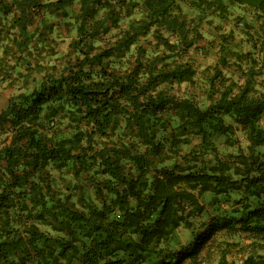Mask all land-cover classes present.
<instances>
[{"label":"trees","instance_id":"obj_1","mask_svg":"<svg viewBox=\"0 0 264 264\" xmlns=\"http://www.w3.org/2000/svg\"><path fill=\"white\" fill-rule=\"evenodd\" d=\"M0 77V264H264V0H0Z\"/></svg>","mask_w":264,"mask_h":264},{"label":"rangeland","instance_id":"obj_2","mask_svg":"<svg viewBox=\"0 0 264 264\" xmlns=\"http://www.w3.org/2000/svg\"><path fill=\"white\" fill-rule=\"evenodd\" d=\"M184 9L187 10V13L189 12H192V14L195 13L194 11H192L193 8L189 9L188 7H185ZM208 18L209 20L207 21L206 24H204V27H203L204 34H208L209 36H212L213 38H215V41L213 40L209 42L211 44V48H209L207 54L199 55V54L192 53V56L195 58V60H197L202 66L213 64L215 62L216 57L218 55V52H216V45L219 42V40L217 39V34H220L221 32H227L230 29H232L234 32V39L235 40L242 39L240 44L244 48H248L247 44L244 42V37L242 36L243 34L242 27H243V23L253 20V13L249 9H247L244 6L234 5V6H230L227 13L223 14V16L221 17L212 16ZM65 44H66V41H64L61 47L63 48ZM9 63L10 61L9 62L7 61V62H4L3 64L7 65ZM182 87H184L186 91L192 92L193 94H196V95L201 92L197 85L187 86V84H183ZM16 93H17L16 86L12 83H8V79H3L0 77V111L6 106L9 97ZM259 124L262 127H264L263 118L259 121ZM219 149L222 152L230 150L229 148H227L225 145L221 143L219 144ZM232 196H235V195H232ZM232 196L231 198H233ZM209 198H210V194L206 193L202 196L201 199L204 203H207ZM231 203H232L231 201L228 203L223 202L222 206L229 207ZM207 205H209V203ZM188 236H189V233L187 234V233L182 232V233L177 234V237L183 240L188 238ZM217 244H218V241L210 245V248L213 249V252H211V255L209 256V258L207 257L203 261L204 264H217L216 258H215V251H216L215 248Z\"/></svg>","mask_w":264,"mask_h":264}]
</instances>
